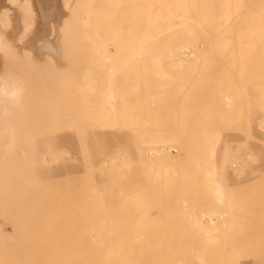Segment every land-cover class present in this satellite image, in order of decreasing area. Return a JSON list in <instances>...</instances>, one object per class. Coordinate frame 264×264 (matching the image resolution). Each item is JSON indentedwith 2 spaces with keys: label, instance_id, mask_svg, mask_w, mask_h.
Instances as JSON below:
<instances>
[{
  "label": "rangeland",
  "instance_id": "rangeland-1",
  "mask_svg": "<svg viewBox=\"0 0 264 264\" xmlns=\"http://www.w3.org/2000/svg\"><path fill=\"white\" fill-rule=\"evenodd\" d=\"M198 1L199 4L192 0L199 11H204L212 0ZM4 3L0 0V5ZM60 10L62 15L66 13L61 7ZM111 12L108 17L100 10L93 11L91 23L102 33L112 30L114 39L116 16ZM9 19L5 31L9 49L4 58L0 56V73L20 76L24 93L19 110L4 119L10 123L11 146L0 144V264H72L69 261L73 259L68 258L79 259L68 257L69 253L80 249L82 242L94 240L97 234L95 239L104 242L140 248L141 252H132L137 258L134 260L147 264H264V132L258 125L264 101L256 50L251 53L240 49L243 44L236 39L233 45L238 43L239 47H232L233 53L229 47H219L221 52L218 47L216 51L200 47L198 57L181 61L182 47L206 40L203 27L190 19L177 27L157 29L149 37L143 35L139 57L136 54L139 60L135 54L129 55L128 47L117 50L111 43L108 49L96 48L90 43L93 39L82 34L61 49L65 58L57 47L37 59L34 52L44 42L37 40L38 21L23 36L15 7L9 10ZM242 19L238 21L242 23ZM59 23L53 20L54 25ZM62 30L55 27L51 40L58 39ZM250 39L256 41V37ZM30 42L34 44L29 49L33 59L24 55V47L29 48ZM84 73L94 82L83 79ZM188 87L192 88L188 89L190 93L186 92ZM113 93L121 101L116 104V98H111L116 107L105 100ZM183 103L186 106L181 107ZM184 106L188 112L185 115ZM164 119L169 126L163 125ZM162 125L166 133L172 131L170 127L179 132L186 130L183 133L194 150L181 163L172 188L157 193L158 174L152 173L149 164L144 170L146 164L138 156L142 149L138 152L133 137L139 140L143 133L151 134ZM133 131L142 134L137 139ZM216 133L220 140L214 144L215 154L206 156V148ZM149 148L142 154H147ZM176 149H171L172 155L178 153ZM116 153H128L129 165L127 157L123 158L125 165L115 172L109 168L119 165L117 160L121 159ZM226 154L230 161H241L240 164L223 163ZM114 156L118 158L111 165L107 158ZM210 163L226 168L223 177L217 175L227 188L225 206L215 202L213 177L204 172V166ZM102 164L109 170L102 166L101 171ZM133 194L143 199L142 204L135 206L134 199V204L130 203ZM114 234L118 239L113 238Z\"/></svg>",
  "mask_w": 264,
  "mask_h": 264
},
{
  "label": "bare ground",
  "instance_id": "bare-ground-1",
  "mask_svg": "<svg viewBox=\"0 0 264 264\" xmlns=\"http://www.w3.org/2000/svg\"><path fill=\"white\" fill-rule=\"evenodd\" d=\"M4 1H5V3L0 5V56H1V58H4L6 56V54L8 52V49H9L8 48V44L6 42L5 31H6V26L9 24V21H10V19H9V10H11L12 7L13 8L15 7L16 8V12L18 13V19L17 20L19 22V25L21 26V29H22V32H23V36H25L26 33L30 32L33 29V27L37 23V21L39 23V27H38V29L36 31L37 40L38 39H43L44 42H43V45L40 46L39 48H37L36 52H34V55H35L34 57H36L37 59H42L46 55V53L51 52L52 50H55L57 47H59V50H57L58 53H59L61 51V49H63L68 44H70L75 38H77V36H80V34H82L83 36L89 37V38L91 37L93 40L90 43H91L92 46H94L96 48L97 47L107 48V47H109V45H111V43H113V46L117 47V48H115L117 50H118V48H119V50L120 49L122 50V47L123 48L128 47L130 49L128 52L131 53V54L128 53L129 55H132V54H135V55L137 54L138 55V50L141 48V44H140L141 39L140 38L143 37V35H146L145 37H149L157 29L177 27L178 25H180L184 21H187V20L191 19V20H194L195 22H197L199 25H201L203 27V29L205 30V37H206L205 41L206 42L205 41L198 42L199 44H195L194 46L192 45L193 47H191V46L190 47H182L180 49V51H179V53L182 52V54H183V58L182 57L180 58L181 61L185 62V60L189 59L190 57H192V58L193 57H195V58L198 57V53H199L198 48H200V47L202 49L203 48H205V49L213 48L215 51H216V49H215L216 47H218V48L219 47H221V48L229 47L228 50L231 51L238 44V43H236V45L234 46L233 45V44H235L234 40L237 39L236 42L241 40L242 42L241 41H239V42L242 43L243 46H240V49H243L244 51L248 50V52H251V53L255 52V50H256V53L259 54V56H258L259 59L258 60H259V65H260V70H261L260 86H261V95H262L263 101H264V0H216V1L212 0L210 2L211 4L204 11H202L203 9H201V11H199V9L195 5V2H192V0H49L47 2H46V0H4ZM204 1H207V0H204ZM58 2L60 3V6H59ZM197 2L199 4L198 0H197ZM125 5H127L128 8H124ZM60 7L63 9L64 12H66L65 14L62 15V11L60 10ZM125 9H127V10H125ZM96 10H98V11L100 10V13H103L106 16L108 15V13H110L112 11L113 14H114V15L113 14L112 15L116 16V18H115L116 21H114V23H113L114 25L116 24V31H117V34L115 33L116 36L114 37L115 40L111 39L113 31L110 30L109 28H108L109 29L108 33H106V32L102 33V31H100L101 28L98 29V28H96V27H94L92 25V23H91V21H92L91 20L92 13H93V11H96ZM107 11H109V12H107ZM113 16H111V17H113ZM108 17H110V16L108 15ZM240 17H243V19H242L243 22L242 23L238 21V20H240ZM118 19H120L119 28H117V24H118V21H119ZM244 19H245V22H244ZM53 20H60V23L58 24V26L53 24ZM107 20H109V19H107ZM61 21L63 22V24H62ZM126 21H128V22H126ZM124 24H125V26H127V25L128 26L124 27ZM55 27H61V29H63V30H62V33H58V39L56 37V39H52L51 40L50 36L54 32V28ZM113 27H115V26H113ZM123 28H125V29H123ZM121 30H125L123 32L124 34L126 33V30H128V35H126V36L124 35L123 36V33H122ZM142 31H144L145 34L142 33ZM114 32H115V30H114ZM237 33H239V35ZM247 35H249V39H247L248 38ZM62 36H63V38L65 40H62ZM127 36H128V38H127ZM244 36H247V37H244ZM250 36L256 37V41L254 39H250ZM124 37L127 38V40L124 39ZM242 37L246 38L248 41L246 42V39H244L245 40L244 41L243 39H241ZM123 40H126V44H124L125 42ZM254 41H255V44H254ZM244 43H247V44H244ZM231 44H232V46H231ZM33 45H34L33 42H30V46H28L29 48L24 47V49H25L24 50L25 51L24 55L26 54L28 59L29 58L33 59V57L31 56L33 52L29 50L30 48L32 49ZM61 46H62V48H60ZM237 46L239 47V45H237ZM232 47H233V49H231ZM62 51H63V54H64L65 53L64 50H62ZM134 51L136 53H134ZM217 51L221 52L220 48ZM233 51H231V52L233 53ZM238 51L236 53H238ZM61 52L59 53L60 55H62ZM117 52H119V51H117ZM125 53L126 52H124V54ZM228 54L229 53H227V55ZM241 54H243V53H241ZM137 55H136V57L134 55L133 56L135 58H137ZM179 55L180 54H178V56ZM63 57H64V55H62V58ZM138 57H139V55H138ZM243 57H245V56H243ZM142 58H144L143 55H142ZM133 60H135V59H133ZM137 60H139V59L137 58ZM140 60H141V57H140ZM51 62L54 63V61H51ZM114 62L116 63V60H114L113 63ZM140 62L142 64V62H144V61L141 60ZM0 65H1V62H0ZM142 66H144V65L142 64ZM145 66H146V64H145ZM232 66H233V64H232ZM53 68H55V67H53ZM111 68L113 69V67H111ZM145 69H146V67L144 68V70ZM229 69L230 68H228V70ZM232 69L233 68H231V70ZM238 70H240V69L238 68ZM206 74H208V73H206ZM209 74H210V71H209ZM238 75H239V73H238ZM82 76H83L82 78L86 79L87 82L90 79L88 77L87 73H84V75H82ZM210 76H211V74L208 75V77H210ZM226 76L228 77V75H226ZM19 77L17 75H15V74H11V73H6V72H1L0 73V144L1 145L11 146L12 139H11V136L8 134L9 133V129H10V123L4 121V119L6 120V118L11 116V114H13V113L15 114L19 110V107L21 105V101H22V97H23V93H24V83H23L22 78H19ZM141 77H142V75H141ZM148 77H149V75H148ZM206 79H207V77H206ZM206 79H204V80H206ZM91 80H89V81H91V83L94 82L93 79H91ZM115 80H116V78H115ZM187 81L190 82L191 80L187 79ZM192 81L190 83H192ZM221 81H222V79H221ZM224 81H226L225 78H224ZM149 83H150V80H149ZM190 83L188 84V86L190 85ZM229 83H231V82L229 81ZM201 84H202V82H201ZM150 85L148 84V86H150ZM192 85L190 87H192ZM144 87H146V86H144ZM183 87H181V89ZM201 87L202 88H200V89L203 90V85ZM181 89H180V91L182 92L183 89L182 90ZM186 89H187V91L185 90L186 92H188L189 90L192 91L191 90L192 88L190 89L188 87ZM193 91H195V89ZM145 92H147V91H145ZM185 93H183V94H185ZM188 93H190V92H188ZM188 93H186L187 94L186 96H188ZM204 93L208 94L209 92L208 93L204 92ZM211 93H213V92H211ZM211 93L209 95H211ZM113 94L108 95L110 97V99L107 96L108 99L107 98L105 99V100H107V103H108V101L112 102V99L115 100V98H116V101H113L114 103L117 104L118 103L117 100L119 102H121L119 97L117 98V97H115V93H113ZM160 94H161V92H160ZM203 94H201V95H203ZM137 95H138V93H137ZM195 96H197V95H195ZM158 97H159V95H158ZM203 97H204V95H203ZM206 97H208V95H206ZM163 100L164 99H162V101ZM180 100H182V99H180ZM186 100L187 99H185V101ZM203 100H204V98H203ZM228 100H229V98H228ZM205 101H207V98H206ZM113 102H112V104L114 105V107H116L115 106L116 104H114ZM155 102H156V100H155ZM191 102H190V104H191ZM184 104L186 106V103L179 104V105L181 107H183ZM113 105H111V106H113ZM152 105H154V104H152ZM207 105H209V104H207ZM111 106L109 105V107H111ZM185 106H184V112H182L183 114L184 113L185 114L188 113V112H185V111H187V109H185ZM187 106H189L188 103H187ZM122 107H124V106H122ZM180 108H179V110H180ZM122 109H124V108H122ZM164 109H165V107H164ZM205 109H207V108L205 107ZM167 110H165V112ZM171 110H173V109H171ZM161 111H162V109H161ZM161 111H159V112H161ZM180 111H183V109L180 110ZM166 114H168V113H166ZM172 114H173V112H172ZM113 115L115 117H118L117 114H115V113ZM107 116H111V115L107 114ZM162 117H164V116H162ZM162 117L160 118L161 120H162ZM190 117H192V116H190ZM165 118H167V117H165ZM187 118H185V119L187 120ZM192 118H194V116ZM192 118H190V119L193 120ZM159 122H160V120H159ZM165 122H166V120L164 119L163 125L166 124V125L169 126V124L167 122L166 123ZM149 123H150V121H149ZM152 123H150V124H152ZM104 124H106V123H104ZM163 125H162L161 128L160 127L159 128L156 127L157 130H155L151 134L143 133L144 137H142L139 140H136V137H133L134 138V142L133 143H135L136 149H138V152L142 149V152L140 151L138 153V156L141 155V156H139V158L142 157L140 159L141 160L143 159L142 160L143 163L146 164V165H144V168L147 166V164H149L150 165V170L152 171V173H154V174L156 173V174L160 175V176H158V175L156 176L157 178L159 177L157 182H156L157 183V186H156L157 193H162L163 190L165 191L167 189V187L168 188H172L173 183L176 181L175 178L176 177L178 178V176L175 177V175H176V172H180L179 169H181V167H180L181 163L186 158H189V156H190L189 154L192 153V152H190V150L191 149L194 150V148L190 147V145H189V143H188V141L186 139L187 137L183 133L186 130H184L182 132L181 131L182 129L179 128V129H181L180 130L181 132H179L178 129L174 131V129H171V127H170V130H172V131H170L169 133L168 132L166 133V132H163L164 130H166V129H163ZM258 125H259L260 129L263 130V132H264V104H263V111H262L260 119L258 121ZM105 126H104V128H106ZM168 126H167V128H169ZM83 128H85V127L83 126ZM164 128H166V127L164 126ZM101 129H103V127ZM133 132L135 133V131H133ZM188 132H190V131H188ZM136 133H135V136L142 134L140 132L137 133V134ZM141 136H143V135H141ZM138 138L139 137L137 136V139ZM189 138H190V136H189ZM219 140H220V136H219L218 133H216L213 136L212 140L209 142V144H208V146L206 148V151H205L206 156L210 155V156L213 157V155L215 154V153L212 154V151L214 152V144L216 142H218ZM145 148H149V152L147 154H145V153L142 154L143 151L145 152ZM174 148H177L176 150H178V153L176 155H172L171 154V149H174ZM116 150H117V148H116ZM125 153H124V155H122L123 153L120 154V155L123 156L122 158H121L120 155H118L119 153H116L117 154L116 156L120 157V158H118V157L117 158L122 160V162H121V160L119 161L120 163L117 160V163L119 164V165L117 164L118 166H116V164L114 163L115 162L114 160L117 159L116 156H114V159H112L113 157H110V158L108 157L107 159L109 160V164H111V162L114 161V162H112V163L115 164V165L113 164L114 168L112 166H110L111 168H109L107 165L104 167L103 164H102L101 167L99 166L100 170L102 171L103 168L105 169V171H107L109 169L110 170L113 169L116 172V170L118 171L119 166L125 165V163H123V158H126V157H127L126 164L128 163L127 164V166H128L129 162H127V161H129V159H128L129 158V156H128L129 154L127 153L128 154L127 155ZM223 158H224L223 163L225 161H227L232 166H236V165L240 164V162H241V161H236V160L235 161H230L229 156L227 154L224 155ZM140 159L139 160L137 159V160L140 161ZM46 161H48V160H46ZM105 161H107V160H105ZM132 161H135V160L132 159ZM142 161H140V162L142 163ZM107 163H108V161H107ZM102 166H103V168H102ZM197 167H199L198 164H197ZM120 168H122V167H120ZM142 168H143V166H142ZM144 170H146V168ZM144 170H143V172H144ZM221 170H224V171H221ZM239 170H240V168H239ZM140 172H141V170H140ZM204 172L209 177H213L212 189H213L215 202L217 204H219V205L221 204V205L225 206V204H227L226 203V189L227 188L225 189V184L223 183L221 178H217V175H219L220 177H223V174L226 172V168L222 167L220 169L214 163H210V164L204 166ZM85 173H86V171H85ZM148 173L151 174L150 172H148ZM154 174H152V176H154ZM153 178H155V177H153ZM150 182H153V181L150 180ZM148 188L149 187L147 186V189ZM95 190H96V188L94 189V191ZM95 193H98V191L97 192L95 191ZM134 196H132V197H134ZM136 198H137L136 196L134 198H132L130 200L131 201L130 203L134 204V201L136 200L135 202H137V204H134L135 206L142 204L141 200H143V199H140V198L136 199ZM133 199H134V201H133ZM139 200H140V203H139ZM227 201H228V199H227ZM179 203H181V202H179ZM0 206H2L1 201H0ZM88 220H89V218H88ZM90 223L93 224L92 222H90ZM106 224H108V222ZM112 228H113V226H112ZM211 228H213V227H211ZM84 229H85V227H84ZM216 229H218V228H216ZM85 231H86V229H85ZM110 231H107V232H110ZM107 235H109V233H106L105 236L107 237ZM114 235L116 236V234H114ZM115 236L113 238H117L118 239V237L117 236L115 237ZM128 236H129V234H128ZM207 236H209V235H207ZM97 237H98V234L95 236V238H97ZM100 237H99V239H100ZM95 238H93L94 240H91L89 242L88 241L87 242H82L80 249L70 252L69 253L70 255L68 257H75L77 260L79 259L78 261L75 260L79 264H135L134 261L136 262L137 258L133 255L132 252H134V251L141 252L140 248H136L135 245H134L135 247H133V246H130V245L127 246L128 245L127 243H115V242H111V241L104 242L102 240H98V239H95ZM106 239H108V237ZM108 240H110V239H108ZM155 244H157V243L155 242ZM74 245H75V243L73 242L72 246H74ZM152 245H154V244H152ZM77 246L78 245H76V247ZM163 247H164V245H163ZM164 248H163V250H166ZM56 250H54V251H56ZM163 250H162V252H163ZM175 250H173V252ZM56 253H60V252H56ZM186 253H187V251H186ZM158 255L160 256L159 253H158ZM161 255H162V253H161ZM153 256H155V255H153ZM134 257L136 258V260H134ZM192 257H195V256H192ZM138 258H139V256H138ZM178 258L180 259L181 257H178ZM70 259L71 260L73 259V260H72V262L71 261H69V262L74 264L73 263V262H75L74 258H68V260H70ZM66 261H67V259H66ZM80 261H81V263H80ZM176 261H177V258H176ZM144 262H146V261H144ZM144 262H141V260H140V262H136V264H141V263L142 264H147V262L146 263H144ZM77 263H75V264H77ZM163 263H164V261H163ZM179 263H181V262H179ZM62 264H64V263H62ZM167 264H169V263H167Z\"/></svg>",
  "mask_w": 264,
  "mask_h": 264
}]
</instances>
